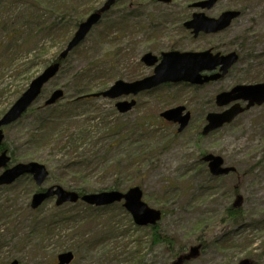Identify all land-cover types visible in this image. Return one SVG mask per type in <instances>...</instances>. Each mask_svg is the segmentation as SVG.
<instances>
[{
    "label": "rangeland",
    "instance_id": "rangeland-1",
    "mask_svg": "<svg viewBox=\"0 0 264 264\" xmlns=\"http://www.w3.org/2000/svg\"><path fill=\"white\" fill-rule=\"evenodd\" d=\"M106 1L0 0V118L59 56L76 31L62 38L52 29L64 15L56 7L67 5L65 17L73 22L77 11H89L84 20ZM198 1L119 0L70 54L34 106H41L60 89L64 98L43 116L76 115L53 130V139L42 132V140L34 143L28 132L34 128L35 118L28 114L4 129V143L16 164L46 166V188L56 185L69 191L100 193L110 191L117 181L124 193L139 187L143 201L164 214L159 232L176 239L174 253H189L191 247L202 246L198 257L185 264H241L244 260L264 264V105L242 113L207 137L200 135L206 115L220 111L215 104L217 94L237 85L264 82L259 80L264 78V58L257 67L253 58L245 56L223 80L210 85L173 84L141 94L129 113L120 114L118 101L104 98L72 106L74 79L87 67H97L100 72L95 78L97 89L104 80L110 87L117 80L128 81L130 74L151 75L153 68L141 63L148 52L157 57L169 51L207 49L227 54L231 50L239 53L243 45L244 49L254 48V55L264 54V0L244 4L219 0L206 11L209 17L218 18L230 9H240L241 16L225 32L193 39L182 23ZM42 20L47 25L38 30ZM120 51L125 54L122 59L117 56ZM174 99L181 103L171 105ZM177 106H186L192 115L179 136L176 126L158 119L162 111ZM152 124L160 125L156 130ZM204 154L222 157L237 172L213 180L200 161ZM76 161L81 170L66 168ZM36 190L28 178L0 188V264L14 260L55 264L64 252L74 254L72 264H138L140 258H144L142 264H171L179 256L173 258L163 245L151 248L149 230L137 227L122 204L92 208L77 202L56 208L55 200H49L34 211L30 204ZM238 196L242 198L240 220L222 223ZM219 240L230 242L225 252L218 249Z\"/></svg>",
    "mask_w": 264,
    "mask_h": 264
},
{
    "label": "water",
    "instance_id": "water-1",
    "mask_svg": "<svg viewBox=\"0 0 264 264\" xmlns=\"http://www.w3.org/2000/svg\"><path fill=\"white\" fill-rule=\"evenodd\" d=\"M118 0H108L102 8L91 14L82 22L74 37L68 43L66 49L60 54L59 60H65L69 54L78 47L91 32V30L101 21L102 15L108 12ZM168 3L170 0H159ZM217 3V0H202L193 4V8L201 10H210ZM239 11H226L219 18H210L204 12L194 13L192 19L185 23L188 30H192L195 38L201 33L210 35L223 32L228 29L234 20L239 18ZM238 54L236 52L222 55L213 54L211 50L204 52H178L171 51L163 53L159 60L152 53L143 56L142 62L148 67H155L153 75L132 83L117 81L110 89L105 92L95 93L86 96L87 98H108L117 99L122 96L138 95L139 93L151 90L158 86L172 83H189L191 85H204L210 82H216L223 79L229 70L237 63ZM61 63L57 62L48 66L44 72L32 81L27 91L16 101L12 108L0 119V146L4 140L2 128L17 122L23 114L37 101L42 93L44 86L52 80L60 71ZM219 68V72L211 75H204V72H213ZM64 92L57 90L53 92L46 101V106L54 105L62 99ZM247 102L245 108L240 103H236L222 113H210L206 117L207 125L204 127L202 134L207 136L209 133L230 124L236 117L245 110H249L255 105L264 104V83L256 85H238L229 92H223L216 96V105L220 108L226 107L233 102ZM136 105L135 101L121 102L117 108L121 113H127ZM186 111L184 106L172 108L161 113L160 117L174 124H179L178 132L181 133L188 126L191 114ZM208 164L210 173L215 176H224L236 171L233 167H224V160L219 156L212 154L203 158ZM10 163V157L7 151L0 155V170L6 168ZM30 174L33 176L36 184L41 186L48 178L47 168L39 163H19L7 169L0 176V186L10 185L19 177ZM57 197L56 205L62 206L66 203H76L79 200L96 207L109 206L124 201V208L132 216L134 223L141 227L156 226L162 219V213L159 210L150 208L143 202V192L139 187L129 189L126 193L119 191H108L101 193H87L80 195L75 191H67L61 186L50 187L44 193H38L33 196L32 208L37 209L46 200ZM242 198L237 197L234 207L239 208ZM200 246L192 247L187 255L181 256L174 264H184L185 261L195 259L199 255ZM74 255L71 252L63 253L58 257V264H71ZM12 264H18L17 261ZM241 264H251L249 260H244Z\"/></svg>",
    "mask_w": 264,
    "mask_h": 264
},
{
    "label": "trees",
    "instance_id": "trees-1",
    "mask_svg": "<svg viewBox=\"0 0 264 264\" xmlns=\"http://www.w3.org/2000/svg\"><path fill=\"white\" fill-rule=\"evenodd\" d=\"M238 1L243 3V4L246 2V0H238ZM56 10H57V12H60V11L64 12V15L61 18V20L59 21V23L57 24L58 25L57 28L53 27L52 29L56 30L59 34L61 33L60 37H62V38H65L67 32L70 35L72 33L73 29H76L78 27L79 23L83 21V19H82L83 16L89 12V11H86L83 13L81 11H77L78 12L77 19H75L73 22H70L65 17V13L69 12V7H67V5L64 4L61 6H57ZM46 25H47V22L42 20V21L37 23V29L39 30L40 28H43ZM59 34H57V36ZM250 36H251V34L249 36L245 37V39H243L244 43L247 44V42L250 40ZM238 51H239V55H240V60L241 59L243 60L245 56H247L248 58L251 57L256 61L257 67H258V61H261L264 58V54L254 55L253 54V52H255L254 48H248L247 47L246 49H244L243 45H241V47H239ZM118 53H120V55ZM118 53H117V56L120 57L121 59L125 55L121 51ZM248 53H250V54L248 55ZM64 64H65V62L63 63V65ZM262 65L264 66V61L262 62ZM96 69H97V67H93V66L87 67L86 71H82L76 75L74 80H76L77 84H76V90H75V97H74V100L72 101V106L76 107L82 103L88 102L87 99L77 100V98L84 96V95H87V94L100 92V91H103V90L108 88V86H107L108 84L104 80L102 82L103 84H102L101 88L94 89L95 87H97L95 84V78L100 73V72H97ZM90 78H91V81H90ZM139 78L140 77H136L134 74H130L127 77L128 81H134V80H137ZM259 80H264V78H259ZM104 83H106V84H104ZM165 87H169V86H165ZM177 103H181L180 100L174 99L173 102L171 103V105H174ZM50 108H52V107H45L44 105H41L38 107H32L23 117V118H25L28 114H31L35 118L34 119V128L32 130H29V132H28V138L31 139V141L34 143H36V142L38 143L39 141L42 140V132L45 133V135L48 136V138L53 139V137L55 136V132L53 130H56L59 126H61L62 122L68 121L76 115L74 113L68 114V112H61L60 114H57V115L56 114H50L48 116H43L45 111H47ZM145 125L147 126V124H145ZM150 126L153 127L154 125L152 124ZM158 126H159V124H156L154 126V128L156 129V128H158ZM62 137H64V136H62ZM3 149L9 150V147L5 144L3 146ZM14 159L15 158H12V161H15ZM66 168L67 169L71 168L72 172H76L77 170H81L82 165H80V162H78V161L69 162L67 164ZM211 178L213 180L216 179L213 177H211ZM108 189L109 190H116V191L122 190L119 181L115 182ZM77 192H79L80 194H85L86 190L84 191V190L80 189ZM239 212H240L239 210H234L233 207L228 208L227 212L224 214V217L222 218V223L224 221H226V219H228V220L230 219L233 222L239 221L241 218V215H240L241 212L240 213ZM163 217H164V214H163ZM146 229H148L150 232L151 248H154V247L159 246V245H163L173 258L176 257V255L178 253L177 254L174 253V247H175V245H178V243L174 237L162 235L159 232V225L155 226V227H148ZM216 243L218 245V249L221 252H225L223 250L226 249L227 247H229L230 242H220V240H219ZM140 260L141 261L138 264H142L144 261V258H140Z\"/></svg>",
    "mask_w": 264,
    "mask_h": 264
},
{
    "label": "flooded vegetation",
    "instance_id": "flooded-vegetation-1",
    "mask_svg": "<svg viewBox=\"0 0 264 264\" xmlns=\"http://www.w3.org/2000/svg\"><path fill=\"white\" fill-rule=\"evenodd\" d=\"M170 1H172V0H170ZM170 3V2H169ZM190 9H192V11H193V13H192V15L188 18H186V20L182 23V27H183V29L187 32L188 31V29L185 27V23L186 22H188L191 18H192V16H193V14L195 13V11H197L196 9H194L193 7H192V5L190 6ZM189 32V31H188ZM191 32V31H190ZM193 36V35H192ZM203 36H212V35H207V34H204V33H201L197 38H195V37H193L194 39H198V38H200V37H203ZM161 56V55H160ZM160 56H159V58H160ZM211 84V83H210ZM128 99H130V98H123L122 100L123 101H125V100H128ZM174 126H176L177 127V125H174ZM1 148H3V145L2 146H0V152H3V151H1ZM9 167H12V164H10V165H8ZM7 169H5V170H3L1 173H3V172H5ZM24 178H28V179H31L33 182H35V180H34V178H33V176L32 175H23V176H21V177H19L18 178V181H20V180H22V179H24ZM44 184L45 183H43L42 184V186H37V190L35 191V193L33 194V196L35 195V194H38V193H44V192H46L50 187H48V188H46V187H44ZM13 185V183L12 184H10V185H8V186H4V187H0V188H7V187H9V186H12ZM33 196H32V199H33ZM49 200H55V204H56V201H57V197H52V198H50ZM43 205H41L39 208H41ZM56 206V205H55ZM38 208V209H39ZM38 209H36V210H38ZM36 210H34V211H36ZM58 257H59V255L57 256V258H56V261H54L55 262V264H58L59 263V261H58ZM52 261V262H53ZM13 262V261H12ZM11 262V263H12ZM18 262V261H17ZM11 263H9V264H11ZM18 264H20V262H18Z\"/></svg>",
    "mask_w": 264,
    "mask_h": 264
}]
</instances>
